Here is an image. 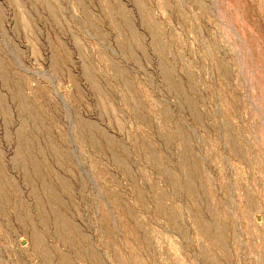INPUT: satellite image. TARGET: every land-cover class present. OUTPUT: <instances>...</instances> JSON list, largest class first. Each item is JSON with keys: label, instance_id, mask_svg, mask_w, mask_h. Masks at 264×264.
Wrapping results in <instances>:
<instances>
[{"label": "rangeland", "instance_id": "rangeland-1", "mask_svg": "<svg viewBox=\"0 0 264 264\" xmlns=\"http://www.w3.org/2000/svg\"><path fill=\"white\" fill-rule=\"evenodd\" d=\"M0 264H264V0H0Z\"/></svg>", "mask_w": 264, "mask_h": 264}]
</instances>
